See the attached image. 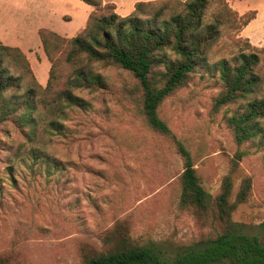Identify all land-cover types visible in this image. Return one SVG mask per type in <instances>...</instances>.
Returning <instances> with one entry per match:
<instances>
[{
	"label": "rangeland",
	"instance_id": "374dc122",
	"mask_svg": "<svg viewBox=\"0 0 264 264\" xmlns=\"http://www.w3.org/2000/svg\"><path fill=\"white\" fill-rule=\"evenodd\" d=\"M227 2L239 16L255 14L254 21L237 34L225 32L221 46L229 50L228 57L235 52L233 47L242 44L239 39L264 48V0ZM116 12L120 14L117 6ZM0 17L7 19L8 15L1 11ZM31 18L24 25L7 26L8 30L0 23V42L12 47L30 44L26 50L19 48L36 78L29 57L35 65L49 63V81L52 64L40 44L39 17ZM54 20L61 34L75 37L84 29L74 36L77 23L62 26L60 19ZM260 56L264 78V51ZM218 58H211L209 67L193 74L160 108L161 118L194 157L211 208L182 205L184 159L176 142L148 126L131 76L97 65L110 89L76 92L90 103V109L71 110L62 121V134L30 142L18 124L0 125V264H81L83 249L109 250L110 239L115 241L112 234L123 232L133 242L172 260L181 247L223 231L224 224L215 215V201L227 176L234 182L231 202L236 201L244 178H251L249 196L233 211L232 220L241 226L242 234L264 243V121L257 137L237 144L229 118L243 112L246 102L216 110L215 99L223 90L213 68ZM36 68L40 70L38 65ZM48 81L41 85L46 87ZM35 149L46 159L33 165ZM239 151L245 156L233 171Z\"/></svg>",
	"mask_w": 264,
	"mask_h": 264
},
{
	"label": "trees",
	"instance_id": "16d2710c",
	"mask_svg": "<svg viewBox=\"0 0 264 264\" xmlns=\"http://www.w3.org/2000/svg\"><path fill=\"white\" fill-rule=\"evenodd\" d=\"M82 1L93 11L77 36L66 38L49 29L39 31L52 64L46 87L38 82L19 47L0 42V125L18 124L30 142L62 134V121L69 118L71 110L90 109V103L76 92L110 89V82L96 66L117 68L137 83L140 112L148 126L176 142L184 159L182 205L207 211L211 208L210 195L201 184L194 157L161 118L160 108L186 86L193 74L207 68L209 60L219 55L213 68L220 75L223 90L215 99V108L246 102L245 110L232 115L229 123L239 146L257 137L264 121L260 56L264 48L239 39L243 45L233 47L235 52L228 57L229 50L221 46L227 30L237 34L255 19V14L239 16L227 0H152L137 2L131 14L121 16L114 3ZM35 150L33 165L46 159ZM244 156L241 151L236 154L233 171H237ZM223 183L215 201V215L224 229L217 236L181 247L177 256L168 260L154 248L133 242L125 232L114 233L109 250L83 249L81 264H264V243L242 234L241 226L232 220L233 211L249 196L251 178H244L235 202L230 201L232 177L227 176Z\"/></svg>",
	"mask_w": 264,
	"mask_h": 264
},
{
	"label": "crops",
	"instance_id": "0c3cea01",
	"mask_svg": "<svg viewBox=\"0 0 264 264\" xmlns=\"http://www.w3.org/2000/svg\"><path fill=\"white\" fill-rule=\"evenodd\" d=\"M106 3H115L117 6V11L122 15L130 14L135 9V4L139 1H146V0H131V2H125V0H104ZM64 7L65 10L59 11L58 9ZM122 9H125V12H122ZM57 10V13H56ZM7 14V19L0 17V23H3L5 30L6 27H10L11 25H24L31 20L32 16L36 18L39 17L37 20V32L41 29H49L51 31L59 32L58 26L59 24L55 22L54 17H57L63 23L62 26H66L68 23H77V27L74 30V36L80 32L83 28H85L88 18L93 11V7L86 4L82 0H0V12ZM13 15V18L10 17ZM19 15H24L23 19L19 18ZM58 15V16H55ZM29 17V18H28ZM254 21V20H253ZM8 30V29H7ZM66 37H73L68 36L67 34H61ZM40 37V36H39ZM41 40V39H40ZM7 44V42H5ZM38 43L39 42H32ZM31 43V44H32ZM42 44V41L41 43ZM30 44L25 43L16 44L14 46H19L23 50H26ZM43 45V44H42ZM32 61V65L34 66V70L37 74V78L40 84L45 85L48 81L49 76V63L47 64L44 60L43 55H41V59L44 61L43 64H34L33 57H29ZM40 68L38 69L36 68ZM40 73V75H39Z\"/></svg>",
	"mask_w": 264,
	"mask_h": 264
}]
</instances>
